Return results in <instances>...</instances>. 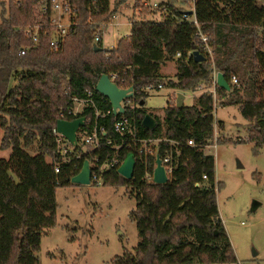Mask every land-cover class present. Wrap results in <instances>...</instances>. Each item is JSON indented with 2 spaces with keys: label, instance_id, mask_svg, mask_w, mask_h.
<instances>
[{
  "label": "trees",
  "instance_id": "1",
  "mask_svg": "<svg viewBox=\"0 0 264 264\" xmlns=\"http://www.w3.org/2000/svg\"><path fill=\"white\" fill-rule=\"evenodd\" d=\"M50 1L2 3L0 126L3 146L12 152L0 159V264H41L37 252L43 235L57 224V189L76 184L71 179L86 159L101 164L115 156L124 159L131 151L137 159L133 178L120 174L117 167L101 175L103 185L125 186L136 200L131 217L140 242L110 264L236 262L217 202V191L224 184L216 180L214 155L206 154L204 148L215 137L212 88L216 71L224 72L231 84L230 90L216 85L217 96L225 97L224 105H239L250 121L249 139L256 142V152L264 144V0H193V14L171 2L152 6L147 0H135L131 32L110 50L95 49V44L104 48L96 35L102 36L117 11L111 9L110 0H68L71 10L62 15H69V25L56 45L51 43L57 37L54 15L41 9ZM158 14L160 19L148 20ZM35 24L43 26L37 40L26 33ZM203 34L208 36L212 54L206 50ZM194 45L206 55L205 60H195ZM169 61L176 63V79L161 73V66ZM104 73L117 74L115 82L123 88L134 86L135 92L124 100L123 114L100 115L109 137L116 143L127 138L113 128L118 119L127 117L142 137L167 136L180 143L179 164L166 183L146 178L147 172L154 171L156 158L140 155L136 145L87 152L77 145L75 153L82 154L62 162L54 128L59 119L73 118L68 110L75 97L85 98L91 92L100 110L111 108L96 90ZM233 76L238 82H233ZM151 83L187 91L203 86L206 91L193 105L179 107L175 97L170 99L161 123L157 115L138 105L141 100L146 103L145 87ZM94 111L87 106L84 114L92 116ZM147 113L156 119L153 128L143 124ZM36 139L37 152L31 153L28 148ZM169 148V141H163L160 156ZM204 174L210 186L195 187ZM215 182L217 188L212 187Z\"/></svg>",
  "mask_w": 264,
  "mask_h": 264
},
{
  "label": "rangeland",
  "instance_id": "2",
  "mask_svg": "<svg viewBox=\"0 0 264 264\" xmlns=\"http://www.w3.org/2000/svg\"><path fill=\"white\" fill-rule=\"evenodd\" d=\"M4 1L7 6L9 3V0H0V22ZM110 1L111 9L117 11L102 31V43L107 48H112L121 37L130 34L135 2ZM146 2L152 6L171 2L185 10H190L194 4L193 0ZM160 18V14L151 15L148 20ZM62 22L68 25L69 15H65ZM175 67L176 63L169 61L163 67L169 73L166 76L176 79V75L171 74ZM205 91L203 86L188 90L185 105L195 104ZM148 94L145 108L163 123L165 108L175 96L172 88L167 85ZM224 100L225 97L220 95L215 100V137L204 152L214 155L216 180L224 184L217 191V202L237 261L188 264H264V144L256 152V142L249 139L250 121L243 116L239 105H224ZM3 136L4 130L0 126V159L9 158L12 152L10 147L3 146ZM38 146L36 139L28 148L29 152L36 153ZM217 182L212 187L217 188ZM255 201L259 205L253 210ZM57 203V224L43 235L37 252L41 264H110L115 256L134 250L140 242L137 223L131 217L137 202L128 195L125 186L117 188L94 182L60 186Z\"/></svg>",
  "mask_w": 264,
  "mask_h": 264
},
{
  "label": "built area",
  "instance_id": "3",
  "mask_svg": "<svg viewBox=\"0 0 264 264\" xmlns=\"http://www.w3.org/2000/svg\"><path fill=\"white\" fill-rule=\"evenodd\" d=\"M157 5V4H155ZM41 9L43 12L51 11L54 15L52 18V22L56 25V38L52 40V44L56 45L59 43L61 35L66 31V27L68 25H64L62 22V19L64 16L62 14L67 13L71 10V4L68 0H51L50 3H45L41 5ZM195 22L197 20L195 19ZM43 28L41 24H35L30 25L26 29V33L34 38V40L38 39V34L40 30ZM102 38L100 34L96 35V41H99ZM203 41L206 43V50L208 53L212 54V49L208 45V36L203 34L202 35ZM26 49H21V53H25ZM111 79L115 81V78L117 77V74L110 75ZM214 82V96L215 100L217 98V93L215 90V87L217 85V77L216 73L213 79ZM233 82H238V78L236 76H233ZM161 87H164L162 83L156 84H149L145 87V90L147 92H150L152 90L160 89ZM87 106L94 107L95 111L92 116L85 115V109ZM113 112L112 107L102 111L97 107V103L94 101L93 96L90 95L85 98H74V105L69 108L68 114L72 115L73 120L75 118L85 116V124L84 126H81L77 130V144H72L64 135H62L58 130L57 126L54 128V133L57 135V142H58V152L62 155V162L63 163H69L72 160V155L75 154V156L79 157L82 152H87L89 150H94L97 148L110 146L115 149H119L120 147L127 145L128 147H132V145H136V148L138 149L140 155L142 156H149V155H155V158L157 159L160 149V144L163 141H169L170 148L166 150V153L163 157L160 156L162 165L165 168L166 174L168 178L170 179L172 172L175 170V168L179 164V159L181 155V148L180 143L169 139L167 136H159V137H142L138 134L137 128L130 122V120L127 117H122L121 119H118L114 125L113 128L116 132L120 133L122 138V141L120 143H116V141L108 136V125L106 123H100L99 117L100 115H106ZM61 119H67V118H61ZM189 144L193 145L194 141L189 140ZM81 145L82 146V152L75 153V146ZM136 156V155H135ZM124 159L119 158L118 156L113 157L111 160H107L105 163H94L92 164L90 162V166L92 168V176L91 180L92 182H96L97 184H102V172H104L107 168L110 167H117L121 165ZM137 160V159H136ZM98 166L96 170L94 168ZM157 166V162L155 164V167ZM99 170V171H98ZM155 170V168H154ZM56 171H60V165L56 166ZM134 177V176H133ZM146 178L150 181H154V171L153 172H147ZM208 181L207 174L203 175V180L196 181L194 183V186L197 187V182L200 183V186L197 188L207 187L206 185ZM205 185V186H204Z\"/></svg>",
  "mask_w": 264,
  "mask_h": 264
},
{
  "label": "water",
  "instance_id": "4",
  "mask_svg": "<svg viewBox=\"0 0 264 264\" xmlns=\"http://www.w3.org/2000/svg\"><path fill=\"white\" fill-rule=\"evenodd\" d=\"M188 13L193 14L194 10H189ZM95 49L110 50L112 48H107V47L103 48L95 44ZM192 54L196 61H203L207 58L206 55L203 54L196 45L193 46ZM216 77H217V85L227 90L231 89V84L227 80L224 72L218 71ZM96 90L100 94L104 95L110 101L114 114H123L126 111L125 105L123 104L124 100L128 98H133L135 93L134 86H130L127 88L120 87L117 84V82L113 81L110 75L107 73L101 75L100 79L96 84ZM186 94H187V90L177 89V96H176L177 106L181 107L185 105L184 99ZM144 104H145V100H141L140 105H144ZM85 120H86L85 116H81L73 120L59 119L57 122V130L62 135H64L72 144H77V130L81 126H84ZM156 123L157 122L155 117L150 113H147L143 118V124L149 128L155 127ZM161 161L162 160L160 156H158L156 159L157 166L155 167L154 170V181L157 183H166L169 180V178L166 174L165 168L162 165ZM136 162L137 160L135 153L132 151L129 152L118 168L119 173L128 179L133 178ZM91 176H92V168L90 166V160L86 159L84 161L81 171L75 176H73L71 181L77 184H90L92 183ZM199 186L200 183L197 182V187ZM258 205L259 202L255 201L253 203L252 209L255 210Z\"/></svg>",
  "mask_w": 264,
  "mask_h": 264
},
{
  "label": "crops",
  "instance_id": "5",
  "mask_svg": "<svg viewBox=\"0 0 264 264\" xmlns=\"http://www.w3.org/2000/svg\"><path fill=\"white\" fill-rule=\"evenodd\" d=\"M168 63V62H167ZM167 63H165V64H163L162 66H161V73L163 74V75H169V73L168 72H165L164 70H163V67L165 66V65H167ZM176 72H177V69H176V67L174 68V73H171V74H174V75H176ZM218 71H216V73H217ZM169 77V76H168ZM170 78V77H169ZM166 85H164V87H165ZM172 91H173V94L175 95L174 97L176 98V96H177V90L176 89H174V88H172ZM176 93V94H175ZM187 93H188V91H187ZM172 95V94H171ZM187 95V94H186ZM171 98V97H170ZM185 98H186V96H185ZM172 99V98H171ZM184 101H185V99H184ZM185 103V102H184Z\"/></svg>",
  "mask_w": 264,
  "mask_h": 264
}]
</instances>
